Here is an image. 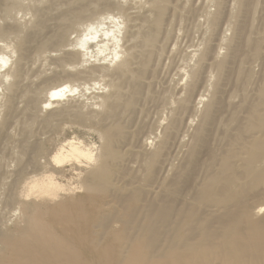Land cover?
Returning <instances> with one entry per match:
<instances>
[{"label":"bare ground","instance_id":"bare-ground-1","mask_svg":"<svg viewBox=\"0 0 264 264\" xmlns=\"http://www.w3.org/2000/svg\"><path fill=\"white\" fill-rule=\"evenodd\" d=\"M17 2L0 0L2 13L7 16ZM174 2L144 0L141 6L145 12L137 24L128 14L131 8L124 9L112 0H75L77 9L70 11L73 18L76 22L87 19L75 31L73 51L63 53L55 63L67 67L98 55L116 63L102 77L108 90L97 96L96 121L90 113L62 110L49 114L44 124L51 125L59 117L93 128L100 146L68 142L52 156L53 164H71V169L78 171L75 185L57 184L54 174L61 176V172L53 169L46 180L28 187L27 197L56 201L22 202L16 198L18 220L6 226L0 219V264H264V66L253 90L242 86L248 77L243 67L249 53L264 58L262 46L245 34L243 21L251 18L253 0L216 1L214 13L206 19L212 33L210 44L197 56L192 72H184L187 80L179 97H173L175 106L154 147L140 129L143 121L139 120L143 123L137 130L132 129L138 125L134 116L142 114L138 106H144L138 103L149 94L150 66L167 42L172 18L167 12H173ZM230 2L237 10L234 14ZM43 18L37 14L33 27L44 29ZM232 18V34L225 37L220 29ZM65 34L38 42L37 54L51 44H62ZM3 35L0 30V37ZM34 40L29 34L14 36L10 46H4L10 52L5 53L8 48L0 50V89L10 81L0 139L14 116L16 94L21 92L27 105L37 102L36 96L25 90L29 88L25 86L28 47ZM136 50L141 56L138 62ZM11 54L16 55L13 61ZM80 90L69 80L56 82L47 90L42 105L51 108ZM195 113L197 123L191 121ZM186 133L185 151L173 164L171 146L175 140L179 146ZM34 151L35 156L41 155L43 146Z\"/></svg>","mask_w":264,"mask_h":264},{"label":"rangeland","instance_id":"rangeland-1","mask_svg":"<svg viewBox=\"0 0 264 264\" xmlns=\"http://www.w3.org/2000/svg\"><path fill=\"white\" fill-rule=\"evenodd\" d=\"M112 1L114 4L116 2L117 4L121 5L124 9L131 8L128 11V14L131 13V15L135 17V21L137 24L141 22L140 17L145 12V9H143L141 6L144 0H112ZM174 1L175 2L173 3L172 6L173 12L170 14H168L167 12V16L169 15V18L171 17L172 14V18H170L169 20L170 21V24L168 26L169 28H167L166 31L168 37L166 39L167 42L165 43L166 45L164 44V48L159 59L155 63L153 62L154 64L152 65L150 64L151 65L150 67H152L151 69L149 67L150 69L149 71L151 72V75L150 78L148 77L149 81L147 82L148 85L151 82L149 86L150 89L149 94L146 96L143 95L144 94L143 92L142 94L143 96L140 99L142 100V102L139 100L140 102L138 103V105L140 103L141 105L144 104V106H140V105H139L140 107L138 106L139 109L142 108V114L139 113L136 114V116H134L136 120L135 123H137L138 125L136 126V129L134 128V126L132 127V129L137 130L139 125H141L140 123L144 122L143 125H141L142 128L140 127V129L143 130L142 132H145L146 134L145 140L147 141V143L151 144V148L154 147V145L158 141L161 135L162 127L167 123L166 120H168L170 117V112H171L170 110H172L175 106L173 101L175 102V100L179 97L178 94L179 90L181 86L183 87V85L187 80V77L186 75L184 76V74L186 72L187 73L190 71L192 72L197 56H199L200 52L203 50L205 46L210 44L209 40L211 38L212 33L209 25H207L206 19L208 14L212 15L214 13L215 3L217 0H174ZM74 2L75 0H18L17 2L18 6L12 8L7 16L4 13H2L3 11L2 9H0V30L4 34L3 38L0 37V44H1L0 50L2 52H4L6 48H8L4 46H10L14 36H18V35L22 36L27 34L31 36H35L34 42L31 43L30 46L28 47V56L31 58L28 57L26 60L27 62L26 71L28 74L26 76V81L29 82L28 84L27 82H25V86L29 88H26L25 90H27L26 92L28 93H32V95L36 96L37 98V102H35L32 105H27L25 97L21 95L22 93L19 92L20 94L19 93L16 94V97L14 98V101L16 103L13 102L14 116L12 117V119L9 120L10 124L9 123L7 124L6 126L7 130L5 129L6 131H4V134L1 136L0 139V150H1L0 173L2 174V176L0 177V219H3L4 222L3 224H5L6 226L8 225L10 226L18 220L19 212L17 211L18 210L17 200L20 199L22 202L35 201L36 196L34 195L29 197L26 196L28 187L35 182L40 183L41 181L46 180V178H48V176H50V174L52 173L53 169L61 172V176L54 174L53 180L57 184H60L61 186L75 185L78 171L72 170L71 164H64L60 166V165H55L52 162L51 159L52 156L56 152H58L61 147H65L68 142H74V143L78 142L81 143L83 146L96 148V149L100 146L98 133L94 131L93 128H88V127L83 128L73 124L72 122L70 123L71 121L70 119L62 120L59 117H56L53 120L51 124L52 125L51 128H50L51 125L44 124V121L48 119L51 113L54 114V112L57 113V111H62V110L66 111V113L67 112L72 113L76 111H77L76 113H80V114L90 113V115H93L91 117L92 120L96 121L97 118L94 115L96 111H99V105H98L99 99L97 96L105 93L108 90L107 87L104 88L105 87L103 86L104 82L101 83L102 80H105L102 79V77L104 78V75L110 72L114 68L116 63L115 62L113 64L114 61L112 62V64L109 63V58L108 59L106 58L108 61L106 59L103 61V57H104L103 55L100 56L98 55L97 59L94 60L89 58H83L81 60H78L76 63L71 64L72 66H67V67H64V64L55 63V60L63 56V53L73 51V47H71V44L73 42V39H75L77 35L75 31L80 27V25L85 23L87 19L86 18L80 22H76L75 18H73L72 14L70 13L71 10L77 9L78 5L75 4ZM252 4H253L252 6L253 12L251 11L252 13L251 18L245 19L247 20L246 22L245 20L243 21V23L246 24L245 34L247 35L249 34L251 40L258 43L259 48H261L262 46L261 52L263 53L264 52L263 49L264 48L263 47L264 46V0H253ZM230 6L229 9L233 11V12L230 11L232 14L237 12L232 2H230ZM34 10H38L39 13L34 12ZM205 12L207 14H205ZM37 14H41V16L44 15L43 20H45L44 22L46 24H45V28L42 30L33 27ZM112 14L115 15V12H113ZM102 17H106V16H102ZM240 19L243 20L242 18ZM193 20L196 21L194 22ZM234 22L235 21L233 20V18L229 19L230 24H228L227 22L225 25H223V28L220 29L221 33L220 30L218 32L225 37H230L232 34L231 30ZM254 26L256 29L254 28ZM58 33H66L64 42L62 44L59 43L51 44L47 47V51L42 52V54L38 55L36 50L38 48L37 46L38 42L47 41L52 36ZM129 44L130 43H128L127 45ZM246 51L249 50L247 49ZM9 52L10 49L9 48L6 49L5 53H9ZM92 52L95 53L96 49L92 48ZM136 52L137 55H139L138 53L139 51L136 50ZM105 54H107V52H105ZM249 54L251 55L248 56L249 61L247 60L248 61L247 64H245L244 67L242 65L243 63L241 64V68L243 67V69H245V71L247 72L246 75L248 76L247 79L245 80L246 82L242 84L243 88L247 91L253 90L254 87L252 85H254L253 83L256 81L260 73H262L261 71L264 66V58H262V56L255 57L253 55V52H250ZM14 55L15 54L10 55L12 61L13 59L15 60L16 58L15 57L16 55L15 56ZM140 59L141 56L139 55L137 62ZM108 64L110 65L108 66ZM98 67L99 70H97ZM101 67H106V69H101ZM74 73L78 76L77 78H75L76 75ZM68 75H70L69 78ZM71 75L74 76L71 77ZM65 76L67 78H65ZM53 79H55L54 83L68 82L69 80V82L71 84L72 83L75 84V86H77L79 90L80 87H82V89L80 90V93L78 95H74L72 96V98L70 97L69 99L64 98L63 100H61L62 102L60 101L61 103L59 102V104L58 103L56 105L54 104L52 106L53 108L51 107L44 109L42 104L45 99L47 90L52 85H54ZM57 79L60 80L57 81ZM70 80H72V82ZM234 81H235V77H233L232 83H234ZM9 83L10 81L4 82L2 85V90L0 89L1 90L0 91V96H1L0 122L3 119L5 102L7 100V95H8L7 88ZM88 87L90 88L88 89ZM160 95L163 96L161 97ZM206 95L207 93H204V96ZM173 97L176 99H173ZM158 100L159 102L162 103H158ZM236 101H238V98L236 99ZM171 102L174 105L171 104ZM96 103L98 107H96L95 105ZM149 107H151V109ZM153 108L154 110H152ZM92 109H94V111ZM196 114L197 113H195V115H193V117L191 118V121H194V123H197L196 121L198 120V115ZM139 120L143 122H140ZM10 121L13 122L11 123ZM144 124H146L145 127ZM132 125H134V123L130 124V126L128 127H131ZM193 126L194 124L192 122V127ZM38 130L41 131L39 132ZM141 135H144V133H142ZM187 137L188 134L186 133L184 134L183 140L181 141L179 146L176 140L175 143H173L174 146L173 145H172L173 147L171 146V148H173L171 149L173 151V153L171 154L173 158L172 159L173 164H176L178 162L176 160L177 158L182 157L185 151L184 144L188 141ZM33 143H36V145ZM37 146L38 147L43 146V152L41 155L35 156L34 149ZM23 161L26 162L24 163ZM31 166L33 167L31 168ZM81 169L83 170V168ZM17 175H19V177ZM49 200L56 201V199H45V198H37L36 201L43 202Z\"/></svg>","mask_w":264,"mask_h":264}]
</instances>
